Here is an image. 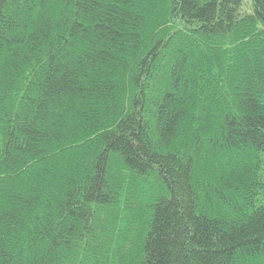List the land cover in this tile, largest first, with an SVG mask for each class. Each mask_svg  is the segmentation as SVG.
<instances>
[{
	"label": "trees",
	"instance_id": "16d2710c",
	"mask_svg": "<svg viewBox=\"0 0 264 264\" xmlns=\"http://www.w3.org/2000/svg\"><path fill=\"white\" fill-rule=\"evenodd\" d=\"M0 264H264V0H0Z\"/></svg>",
	"mask_w": 264,
	"mask_h": 264
}]
</instances>
